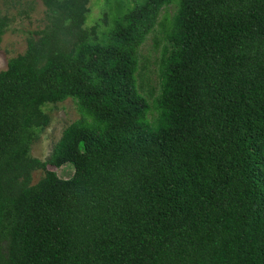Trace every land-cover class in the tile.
<instances>
[{
    "label": "trees",
    "instance_id": "1",
    "mask_svg": "<svg viewBox=\"0 0 264 264\" xmlns=\"http://www.w3.org/2000/svg\"><path fill=\"white\" fill-rule=\"evenodd\" d=\"M40 1L0 71V264H264V0H115L105 29L90 0ZM175 2L152 108L139 51ZM68 99L79 118L33 157Z\"/></svg>",
    "mask_w": 264,
    "mask_h": 264
},
{
    "label": "rangeland",
    "instance_id": "2",
    "mask_svg": "<svg viewBox=\"0 0 264 264\" xmlns=\"http://www.w3.org/2000/svg\"><path fill=\"white\" fill-rule=\"evenodd\" d=\"M175 1L178 2V0ZM114 2L115 5L112 4V1L90 0L89 14L84 27L94 25L103 16V13L107 14V22L102 25V29L111 25L114 16L121 9L120 5L116 7L115 0ZM176 2L161 11L154 31L147 36L139 51L137 82L152 108L153 99L159 92V60L166 44L163 24L168 23L166 21H170L172 18L176 10ZM0 11L13 18L0 45L1 71L6 68L8 59L24 52L26 39L35 31L43 28L45 8L40 0H0ZM155 41H158L157 47L154 46ZM149 92L153 93L152 96ZM45 110L49 114L50 122L39 139L31 146V155L42 161L49 158L54 146L60 140L63 130L79 118L76 106L70 99L63 103L49 105ZM47 169L54 171L58 177L64 180L71 178L74 173V167L69 163L60 168L48 166ZM42 176V171L34 172L32 184L37 183Z\"/></svg>",
    "mask_w": 264,
    "mask_h": 264
}]
</instances>
